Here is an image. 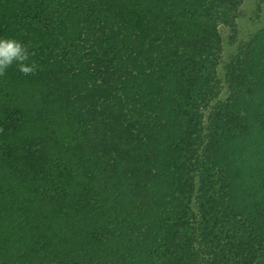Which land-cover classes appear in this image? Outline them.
Masks as SVG:
<instances>
[{"label": "trees", "instance_id": "obj_1", "mask_svg": "<svg viewBox=\"0 0 264 264\" xmlns=\"http://www.w3.org/2000/svg\"><path fill=\"white\" fill-rule=\"evenodd\" d=\"M242 1L0 0L37 65L0 77V264H264Z\"/></svg>", "mask_w": 264, "mask_h": 264}, {"label": "clouds", "instance_id": "obj_2", "mask_svg": "<svg viewBox=\"0 0 264 264\" xmlns=\"http://www.w3.org/2000/svg\"><path fill=\"white\" fill-rule=\"evenodd\" d=\"M28 47L15 38H0V77L6 75L7 69L15 64L21 74L33 75L37 65L30 62ZM4 130L0 128V133Z\"/></svg>", "mask_w": 264, "mask_h": 264}, {"label": "rangeland", "instance_id": "obj_3", "mask_svg": "<svg viewBox=\"0 0 264 264\" xmlns=\"http://www.w3.org/2000/svg\"><path fill=\"white\" fill-rule=\"evenodd\" d=\"M264 21V3L261 8L256 7V0H243L238 11L237 17V40L244 38L251 31L262 25ZM229 32L224 29L223 35L227 36ZM236 44V43H235ZM235 45L229 48L232 51ZM226 53V51H225Z\"/></svg>", "mask_w": 264, "mask_h": 264}]
</instances>
